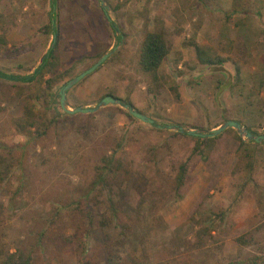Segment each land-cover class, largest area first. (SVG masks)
Segmentation results:
<instances>
[{
    "label": "rangeland",
    "instance_id": "rangeland-1",
    "mask_svg": "<svg viewBox=\"0 0 264 264\" xmlns=\"http://www.w3.org/2000/svg\"><path fill=\"white\" fill-rule=\"evenodd\" d=\"M99 1L55 0L50 12L49 0H0V13L12 14L3 25L1 71H32L52 42L46 25L53 13L58 32L51 72L29 84L0 79V248L13 252L38 238L36 264H264V145L238 146L232 128L196 137L154 126L207 130L231 119L264 133V0H102L107 9ZM146 32L159 33L167 48L154 83L136 67ZM192 43L222 62L197 63ZM108 51L67 90V106L92 107L110 93L153 124L127 117L116 104L85 114L60 110L55 93L62 82ZM55 76L64 80L42 103L43 79ZM26 108L48 126L20 158L15 147L26 138L13 124ZM109 154L122 164L111 191L96 187L83 198ZM20 184L26 206L15 209L8 198ZM108 198L117 222L100 227ZM198 213L222 220L194 246ZM81 226L80 241L67 240ZM247 231L253 242L237 246L234 237Z\"/></svg>",
    "mask_w": 264,
    "mask_h": 264
},
{
    "label": "trees",
    "instance_id": "trees-1",
    "mask_svg": "<svg viewBox=\"0 0 264 264\" xmlns=\"http://www.w3.org/2000/svg\"><path fill=\"white\" fill-rule=\"evenodd\" d=\"M50 5V12L54 9L55 6V0H49ZM103 14L105 15V18L107 20V23L109 24V27L111 28L112 32H115L116 28L114 25L109 21L108 17L106 16V12L103 11ZM54 13L50 15L48 24L46 25L47 28L50 29V34H52V46L48 49V52L42 59V61L32 69V71L29 74L25 75H16V74H10L6 73L4 71L0 70V79L5 80H13L15 82L19 83H33L36 82L37 78L42 79V76L44 73L51 72V69L54 67V62L52 61V53L56 49V43H57V28L54 26ZM12 17V14L9 12L0 13V28H1V36H0V43H3L2 36L5 33L4 29V23L9 17ZM9 21V20H7ZM113 25V26H112ZM120 34H115L116 41H119ZM192 48L194 51V56L199 64L203 65H212L216 63H221L222 59L219 57H210L207 53V51L202 48L201 46L197 45L196 43H192ZM167 52V48L164 42V39L159 33L156 32H146L143 36V38L140 41V45L138 48V54H137V60H136V67L137 70L144 75L150 82H156L157 81V73L158 68L165 58ZM103 54V53H102ZM100 54V55H102ZM99 55V56H100ZM97 56V55H96ZM98 56V57H99ZM116 56V55H115ZM110 58V57H109ZM98 59V58H97ZM91 65V64H90ZM64 80L61 76H55L53 79L51 78H45L43 79L44 88L46 91H42L40 93L42 103H47V96H48V90L56 84L59 81ZM63 83V82H62ZM224 88L226 87V83L220 84ZM58 91V89L56 90ZM67 92V91H66ZM56 97H58L57 92L55 93ZM104 95H110V93H106ZM126 103H129L127 100H125ZM130 104V103H129ZM131 105V104H130ZM133 108V106L131 105ZM135 109V108H134ZM136 110V109H135ZM127 117H131L128 113H125ZM32 113L27 108L24 110V115L21 119L14 122V128L16 131L25 136L26 142L22 146H16L15 149L19 150V156H23L24 150L26 148V145L29 143H32L37 139L39 136L43 135L47 128V124L44 122H37L35 118L31 117ZM39 116V120L41 118V115ZM38 118V117H36ZM43 121V120H42ZM240 125H242L239 121H237ZM247 131L254 135H258L260 133H257L256 131H253L252 129L245 127ZM212 138H207V140H210ZM235 139L237 140L238 146H245L249 143H253L252 140H246L242 141L241 137H239L237 134H235ZM259 144L264 145V140L260 141ZM2 149H6V147H1ZM11 150V148L7 149ZM17 165L19 169L22 167V162L19 160L17 162ZM122 169V164L120 161L115 159L113 155L109 154L107 156H103L99 159V164L94 168V175L90 182L89 189L84 194L83 198H86L89 191H91L93 188H100L101 190L105 191H111V185L110 182L113 177L116 176L117 172ZM6 171V170H5ZM4 170H0V182L2 181L3 174L5 172ZM185 171V165L180 164L178 167V171L176 173V184L180 185L182 182V178ZM20 184L15 189H12L10 191V195L8 198V203L11 205V207L17 209V208H24L26 206L25 199L19 195V192L21 190ZM16 195H18L16 197ZM194 219H192L193 224L195 226L194 230V246H198L200 242L202 241L203 237H205L210 232V225H212L216 221H221L222 216L218 214H211V213H198ZM222 214V213H221ZM92 214L87 211L86 217L88 222L92 219ZM117 222V208L114 205V202L111 201L110 198H108V204H107V210L106 214L102 215L101 218L97 221L98 225L100 227L107 226L111 222ZM264 225V223H263ZM122 230H129L128 226L126 225H117ZM79 229V230H78ZM76 233L67 237V240L73 241L77 240L80 241L81 235L83 234V228L77 227ZM84 232H87L86 229H84ZM124 232V231H122ZM124 234V233H123ZM254 234L252 231H247L245 233H242L240 235H237L234 237V242L237 246H246L253 242ZM120 242V240H118ZM40 246L39 239L37 238L34 243H27V244H21L18 247L15 248L13 252L8 251V249H2L0 248V264H36L34 262V257L32 253L38 249Z\"/></svg>",
    "mask_w": 264,
    "mask_h": 264
},
{
    "label": "water",
    "instance_id": "water-1",
    "mask_svg": "<svg viewBox=\"0 0 264 264\" xmlns=\"http://www.w3.org/2000/svg\"><path fill=\"white\" fill-rule=\"evenodd\" d=\"M102 0L99 1L101 8L107 9L105 6L102 4ZM113 26V25H112ZM116 32V30H115ZM52 46V42H49L48 47L46 48L45 52L39 57L38 63L34 66V68L42 61L44 56L46 55L47 50ZM117 45H115L113 48H115ZM112 48V49H113ZM110 51L103 53L96 59L91 65H89L87 68L83 69L76 75L70 77L66 81H64L60 87L58 88L57 94H58V106L60 110L66 114H76V113H92L94 112L98 107L106 105V104H116L122 107L126 112L136 118L137 120L141 122H145L148 124H153L154 120L147 115L140 113L139 111L135 110L134 108L131 107L129 103H126L122 101L121 99L117 97H113L112 95H103L99 101L92 107H81V106H75L72 108H69L67 106L66 102V91L76 84L79 80H81L83 77L91 73L98 65L101 64L105 60V58L108 56ZM156 128H166L169 130H174L180 133H185L187 135H192L196 137H213L220 132H222L226 128H232L234 129L239 136H242L243 140H252L255 143H258L262 140H264V133L263 134H258L254 135L247 131L245 127L240 125L238 122L231 120V119H226L222 121L220 124H218L216 127L211 128V129H200V128H185L182 126H175V125H160V124H155L154 125Z\"/></svg>",
    "mask_w": 264,
    "mask_h": 264
}]
</instances>
